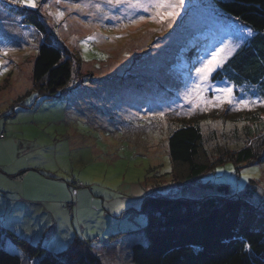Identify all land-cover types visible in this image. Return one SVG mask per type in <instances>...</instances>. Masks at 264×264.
<instances>
[{
  "label": "rangeland",
  "instance_id": "1",
  "mask_svg": "<svg viewBox=\"0 0 264 264\" xmlns=\"http://www.w3.org/2000/svg\"><path fill=\"white\" fill-rule=\"evenodd\" d=\"M0 1L7 5L0 4V133H8L0 138V165L26 168L18 179L0 171L2 229L46 254L61 257L82 242L101 264H133V244L147 242L145 197L202 200L227 188L247 203L241 220L264 230V164L225 161L226 150L264 143V103L237 104L261 100L241 87L232 104H218L212 91L201 101L191 91L201 61L235 45L243 26L220 16L213 0H184L162 22L107 0H34L36 8ZM11 5L37 11L48 34ZM51 40L73 69L68 90L53 99L33 89L39 46ZM194 122L204 135L196 161L210 168L196 183L188 165L171 161L168 146L175 129ZM48 194L59 200L55 218L31 205ZM2 240L22 264H33L7 235Z\"/></svg>",
  "mask_w": 264,
  "mask_h": 264
},
{
  "label": "trees",
  "instance_id": "2",
  "mask_svg": "<svg viewBox=\"0 0 264 264\" xmlns=\"http://www.w3.org/2000/svg\"><path fill=\"white\" fill-rule=\"evenodd\" d=\"M0 4L6 5V2L0 1ZM213 4L220 16L264 32V0H213ZM11 10L40 34H48L37 11L12 5ZM68 56L52 40L39 46L33 66V89L36 88L39 95L47 93V98L53 99L68 90L73 79L72 61ZM212 80H227L237 88L254 90L255 98L264 100V36L257 35L250 44L238 48ZM202 127L198 122L186 124L175 129L168 140L171 161L188 165L189 181L195 183L210 169L196 161L203 145ZM7 134V131L0 133V138L6 139ZM226 152L225 161L230 159L239 165L264 164L263 141L250 142L248 146ZM75 193L77 195L73 190L71 202H74ZM226 194L202 200L145 197L142 212L148 218L147 242L133 244V264H264V230L245 224L241 214L247 203ZM74 203L72 215L77 209V202ZM6 231L0 227V264H22L20 254H12L2 245L4 235L33 264H101L86 243L74 242L58 257Z\"/></svg>",
  "mask_w": 264,
  "mask_h": 264
},
{
  "label": "snow or ice",
  "instance_id": "3",
  "mask_svg": "<svg viewBox=\"0 0 264 264\" xmlns=\"http://www.w3.org/2000/svg\"><path fill=\"white\" fill-rule=\"evenodd\" d=\"M20 6L28 8H36L37 5L34 0H15ZM47 2V0H45ZM109 4L113 7H126L133 9L134 11L150 12V18L159 20L162 22L165 18L174 19L176 15L179 14L178 9L183 6L184 0H107ZM63 16V13H60ZM139 19H144V16H139ZM257 35L264 36V32H258L251 27H243L238 29L237 43L235 45L225 44L219 49V51L213 50L211 59L202 60L200 67L197 68V81L191 86V91L195 92L197 98L201 101L204 100L202 93L204 91H212L215 93V101L218 104L227 102L229 104L233 103V89L234 84H230L226 80H219L213 82L211 77L212 73L216 72L217 69H222L224 63L228 56H231L235 51L241 46L250 44L252 40L256 38ZM9 49L5 47L3 49V55H8ZM223 53V55H221ZM186 98L190 95V92H186ZM236 103L242 107H249V104L264 103V100L260 101H249L246 98L236 99ZM244 179L247 180L248 176L245 175ZM4 211L3 204H0V213ZM86 239V237H82ZM33 243H38V241L33 240ZM64 245H61L56 251H61ZM247 247V246H246ZM51 251V249H49Z\"/></svg>",
  "mask_w": 264,
  "mask_h": 264
},
{
  "label": "crops",
  "instance_id": "4",
  "mask_svg": "<svg viewBox=\"0 0 264 264\" xmlns=\"http://www.w3.org/2000/svg\"><path fill=\"white\" fill-rule=\"evenodd\" d=\"M29 127L37 130V128H35L34 125L32 126L29 125ZM7 130H9V128H7ZM25 169L22 167L20 168L19 166V167H16L15 170H10V169H6V166L4 165H0V171L7 173V175L11 179H18L24 173ZM42 179H46V178H41L39 180H42ZM58 201L59 200L57 199V195L48 194V196L45 199H37V201H31L32 202L31 205L32 207H35V208L37 207V209L39 208L41 210H44L46 213L50 215V217L55 218L54 211L51 209V207L54 202H58ZM60 201H64V198H61Z\"/></svg>",
  "mask_w": 264,
  "mask_h": 264
},
{
  "label": "water",
  "instance_id": "5",
  "mask_svg": "<svg viewBox=\"0 0 264 264\" xmlns=\"http://www.w3.org/2000/svg\"><path fill=\"white\" fill-rule=\"evenodd\" d=\"M223 191L227 193L228 192V189L227 188H223Z\"/></svg>",
  "mask_w": 264,
  "mask_h": 264
}]
</instances>
